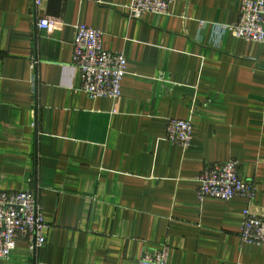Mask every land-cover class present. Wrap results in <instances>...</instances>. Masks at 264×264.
I'll return each mask as SVG.
<instances>
[{
    "label": "crops",
    "instance_id": "1",
    "mask_svg": "<svg viewBox=\"0 0 264 264\" xmlns=\"http://www.w3.org/2000/svg\"><path fill=\"white\" fill-rule=\"evenodd\" d=\"M131 2L0 0V188L33 190L48 223L40 249L19 240L0 264H137L164 243L167 264H264V244L239 239L245 206L264 214V44L223 28L241 0H176L142 19ZM77 23L124 53L118 98L80 90ZM170 118L191 122L187 149L166 139ZM229 159L252 203L199 199V174Z\"/></svg>",
    "mask_w": 264,
    "mask_h": 264
},
{
    "label": "built area",
    "instance_id": "2",
    "mask_svg": "<svg viewBox=\"0 0 264 264\" xmlns=\"http://www.w3.org/2000/svg\"><path fill=\"white\" fill-rule=\"evenodd\" d=\"M175 1L132 0L128 5V17L142 19L148 13L168 14L170 5ZM57 23L54 18L44 16L37 20V27L52 33ZM223 28L236 38L264 44V0H241L237 20ZM103 35V31L98 28L83 23L75 25L72 63L80 75V90L90 99L118 98L126 72L124 53L104 48ZM192 132L189 120H167L166 139L183 149L190 146ZM196 181L199 199L214 197L228 201L239 196L252 203L255 198V183L240 178L236 159L205 166ZM47 227L48 223L33 190L0 188V258H8L19 240L26 241L29 251L34 253L45 244ZM239 239L244 243L264 244V214L252 211L249 204L243 209ZM168 256L169 245L164 243L155 250L143 251L137 264H167Z\"/></svg>",
    "mask_w": 264,
    "mask_h": 264
}]
</instances>
